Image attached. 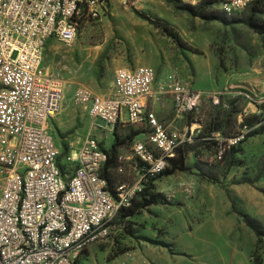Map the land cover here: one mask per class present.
<instances>
[{"label": "rangeland", "instance_id": "obj_1", "mask_svg": "<svg viewBox=\"0 0 264 264\" xmlns=\"http://www.w3.org/2000/svg\"><path fill=\"white\" fill-rule=\"evenodd\" d=\"M203 1L110 0L102 18L80 21L73 46L55 39L46 45L44 66L67 81L62 110L52 120L67 178L76 168L68 157L76 154L88 133L98 137L106 151L119 136L125 140L120 155L132 157L130 134L145 132L122 122L95 129L103 122L95 123L88 108L75 102L80 85L97 95L113 96L119 69L147 65L160 72L167 63L187 77V56H206L212 72L216 58L219 80L242 71L256 74L253 92L237 94L226 87L211 99L212 94L203 91L208 98L202 106L187 114L181 131H171L187 139L183 151L192 150L186 170L171 172V163L170 172L155 180L150 190L161 202L116 219L112 236L87 248L79 264L264 263V36L242 22L247 12L227 15L218 3L211 10L225 22L195 17L193 11ZM200 78L203 83L209 80L206 74ZM223 84L220 81L216 88ZM186 123L194 128L192 133H186ZM215 133H222L224 140L216 139ZM239 133L246 139L230 147L226 139ZM4 164L0 162V195ZM112 174L118 184V170ZM247 220L260 226L261 234L248 227Z\"/></svg>", "mask_w": 264, "mask_h": 264}, {"label": "built area", "instance_id": "obj_2", "mask_svg": "<svg viewBox=\"0 0 264 264\" xmlns=\"http://www.w3.org/2000/svg\"><path fill=\"white\" fill-rule=\"evenodd\" d=\"M109 1L0 0V162L6 171L0 195V264H79L87 248L112 236L120 212L167 171L187 142L172 135L150 105L158 96L156 70L146 65L121 68L113 82L115 95H97L80 85L75 102L88 108L95 123L103 122L95 129L113 128L123 119L144 129L132 143V157L119 156L124 180L114 192L109 189L102 177L109 157L92 132L68 157L76 162L74 172L68 178L64 174L52 120L62 110L67 81L44 66V51L51 39L73 46L80 21L102 18ZM254 1L220 0L219 8L235 15ZM167 80L173 83L178 118L197 111L208 98L192 84H179L174 74ZM213 135L224 140L222 133ZM246 136L226 140L231 147Z\"/></svg>", "mask_w": 264, "mask_h": 264}, {"label": "crops", "instance_id": "obj_3", "mask_svg": "<svg viewBox=\"0 0 264 264\" xmlns=\"http://www.w3.org/2000/svg\"><path fill=\"white\" fill-rule=\"evenodd\" d=\"M213 60V72L209 71V61L206 56H187L184 60H187V77H183L182 72L179 71L178 68L171 67L169 63H167L164 69L160 72H157V83L156 89L158 91V96L154 99V101L150 104L153 110L156 112L159 120L168 128L170 131L177 133L181 131L180 125L185 120V117L178 118L175 115L174 110V102H173V94L171 93V89L173 87V83H170L167 80L168 75L174 74L179 80V84H192V86L200 91H206L210 94H216L220 90H224L226 87L228 89H232L234 93L241 94L243 91L253 92L256 88V74L255 72L250 73L249 71L237 72L232 75L226 74V76H222L219 80L218 77H215V67L217 66L218 61L216 58H212ZM186 62V61H185ZM211 62V61H210ZM184 65L186 63H183ZM147 66V65H146ZM184 67V66H183ZM205 69H203V68ZM184 70H186L184 68ZM205 70V71H204ZM192 73V74H191ZM208 76L209 80L207 83H203L201 80V75ZM214 75V76H213ZM220 81H224L223 86H218L217 84ZM222 87V88H221ZM63 106V105H62ZM249 104L244 108L245 113H249ZM189 115V114H188ZM126 119H123V123ZM186 130L189 129V125L186 123ZM114 128V127H113ZM98 129V128H97ZM111 129V128H110ZM144 134L141 132L138 136ZM137 136V137H138ZM264 264V263H263Z\"/></svg>", "mask_w": 264, "mask_h": 264}, {"label": "trees", "instance_id": "obj_4", "mask_svg": "<svg viewBox=\"0 0 264 264\" xmlns=\"http://www.w3.org/2000/svg\"><path fill=\"white\" fill-rule=\"evenodd\" d=\"M220 0H204L198 7H196L193 11V15L195 17L202 18L204 20L209 19V18H215L217 20L225 22V20L215 17L213 15V10L212 7L218 3L219 4ZM244 12H247V15L245 19L242 21L246 25H248L250 28L255 30L258 34L264 36V0H255L251 6L245 10ZM242 12V13H244ZM262 17V19H261ZM263 20V21H262ZM216 129V128H215ZM139 133H132L129 136V139L131 141H134V139L138 136ZM125 144V140H120V137L117 136L115 143L112 145L111 149L109 151H106L108 154V162L102 172V177L105 178L108 182V187L111 191L114 192L116 186L124 180V177L121 176V181L116 184V180L112 176V172L115 170H118V159L120 156L119 149L122 148ZM192 152V150H187L183 151L182 148H180L177 151V157L175 156L174 158L170 159V164H173V169L170 170L173 172L174 170H186V159L188 154ZM168 171V169H167ZM166 171V172H167ZM168 171V172H170ZM166 172L163 174L159 175L155 180H157L160 176L164 175ZM120 176V175H119ZM153 182H151L148 187L145 189V191L139 196V201H135L134 205L131 206L128 209L122 210L119 214V217L117 220H122L131 216L136 215L138 212H140L141 209L147 208L148 206H151L155 203H160L161 200L159 199L158 195H150V190L152 188ZM150 197V198H148ZM248 227H250L257 235L261 234V227L258 226L256 223L247 220L246 221ZM260 264V263H257Z\"/></svg>", "mask_w": 264, "mask_h": 264}]
</instances>
